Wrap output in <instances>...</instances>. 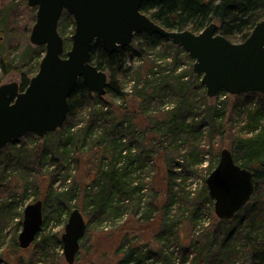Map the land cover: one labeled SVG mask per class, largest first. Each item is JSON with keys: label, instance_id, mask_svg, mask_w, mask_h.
I'll use <instances>...</instances> for the list:
<instances>
[{"label": "trees", "instance_id": "16d2710c", "mask_svg": "<svg viewBox=\"0 0 264 264\" xmlns=\"http://www.w3.org/2000/svg\"><path fill=\"white\" fill-rule=\"evenodd\" d=\"M142 10L171 30L190 29L198 33L215 21L219 25V33L235 42L244 41L255 25L264 20V0H144ZM70 19L74 31L75 22L73 17L70 16ZM163 43L165 48L184 53L185 58L192 61L184 47L159 33H137L130 45L112 53L94 44L91 60L101 69L110 71L111 80L105 95L114 100L108 101L104 95L91 92L79 80L70 96L71 108L64 126L48 135L58 136L63 148L62 156L76 150L83 152L85 145H89L87 151L93 152L92 155L98 160L94 165L95 178L81 184L72 182L61 191L54 190L52 185L42 195L35 191L39 197L37 200H42L44 205L43 227L49 222L52 208L58 215L67 213L71 202L77 199L100 223L119 218L127 211L137 212L141 208L144 216L152 220L160 210V199L158 197L156 202V196L157 191L162 189L166 191L167 197L165 201H160V205L165 208L163 219L168 229L158 236L161 245L155 251L147 245L128 243L126 237L120 245L122 255L110 264H232L239 257V251L229 245L239 229L242 231L239 234L246 231L243 236L238 235L248 254L245 264H264V94L260 92L234 95L232 104L233 114H238V117L235 123L237 129L230 135L233 142L231 150L239 164L254 172L256 185L249 202L233 218L220 219L222 222L233 220L234 226L216 228L206 235L205 242H201L203 244L195 245L196 250L192 246L184 247L180 256L163 243L165 234L171 232L175 223L172 209L177 206L174 188L179 174L190 172L192 167L202 164L206 155L210 154L213 158L219 156L221 151L213 141L214 132L220 127L223 131L228 129L224 126L227 107L224 109L214 104L209 107L214 109L213 124L206 130L209 124L199 118L198 112L203 102L197 104V100L190 95L195 86L202 92V97H207L201 76L194 71L193 63H190L189 73L177 72L179 62L176 55L169 58L158 48ZM31 48L30 52L25 51L28 57L33 56L35 48ZM38 49L45 53V47ZM0 64L5 73L14 69L4 58ZM33 74H22L21 89L28 86ZM125 82L131 83L130 92H124ZM221 92L227 93L226 90ZM170 95L175 96V104L169 101ZM116 97H120L119 103H116ZM155 128L163 135L159 146L151 143L150 149H144L141 142H134L138 131L152 134ZM18 140H13L0 155L5 150L15 148ZM45 147V141L36 147L32 160H36ZM43 155L49 166L58 163L54 156ZM65 159L70 168L68 156ZM45 160L36 167L40 172ZM151 160L150 171L147 172ZM21 176L7 185L0 182V215L3 218L0 227L9 225L13 220L17 221L18 226L22 224L21 219H17V215L21 214L17 212V199L29 189H37V180H31L29 175ZM4 188L9 189L5 192ZM206 188L205 183L198 199L213 203ZM53 198L55 200L51 201ZM196 201L197 198H194L193 206L183 209L189 210L192 220H196L200 213ZM171 219L174 220L169 222ZM43 227L27 249L21 248L16 232L18 228L14 229L8 246L0 251V264H61V236L57 232L46 233ZM4 229L0 228V239L3 238ZM2 244L0 241V248Z\"/></svg>", "mask_w": 264, "mask_h": 264}, {"label": "water", "instance_id": "95a60500", "mask_svg": "<svg viewBox=\"0 0 264 264\" xmlns=\"http://www.w3.org/2000/svg\"><path fill=\"white\" fill-rule=\"evenodd\" d=\"M144 0H27L37 7L30 41L45 46L38 72L23 90L18 81L0 85V152L13 140L30 132L40 138L62 128L70 113V96L82 80L99 95L107 93L108 71L91 60L94 44L112 53L130 45L137 33H159L181 45L194 60L193 69L201 76L207 95L216 97L222 90L232 95L246 92L264 94V20L250 35L235 42L219 33L211 22L196 33L190 29L171 30L142 10ZM75 22L72 44L66 49L59 30L63 13ZM254 172L239 164L230 148H223L219 162L206 178L215 212L221 219L233 218L256 190ZM43 201L25 206L23 228L18 240L29 248L44 224ZM83 212L74 208L61 235L63 253L74 264L87 232Z\"/></svg>", "mask_w": 264, "mask_h": 264}, {"label": "rangeland", "instance_id": "374dc122", "mask_svg": "<svg viewBox=\"0 0 264 264\" xmlns=\"http://www.w3.org/2000/svg\"><path fill=\"white\" fill-rule=\"evenodd\" d=\"M36 13L37 7L29 6L27 0H0V60L4 58L5 61L10 62L12 68H14L8 73H5L0 64V85L11 81H18L21 83V76L23 73L30 72L31 74H36L38 72V64H40V61L44 56V52L38 49V47L43 49L45 46H37L30 41V34L33 25L36 22ZM69 15L64 14V19H62L63 22L61 21L59 29L65 38L67 49L71 47V36L74 32L73 26L70 22L71 15ZM165 46V43H163L158 48L161 49V53L163 52V54H167L169 58H174L176 55L177 62H179L177 72L184 71L189 73L191 68L190 63H193L194 60L191 58V61L190 58H185L184 53L179 54L178 51L165 48ZM29 47H32V50L35 48L32 57H28L29 54H25L26 50L30 52ZM108 73L110 82L111 73L109 70ZM123 87L124 92H130L131 83L125 82L123 83ZM190 95L197 100V104L203 102V104L198 107V112L200 113L199 118H202L207 124H209L206 128L207 131L213 124L214 119V109L209 107L214 104H218V106L224 109L227 107V118L224 126H227L228 129L223 131V128H218L214 132L213 141L215 142L216 147H220V151L226 147L233 149L232 137L230 135L237 129L235 123L238 117V114H233L232 104L235 99L234 95L228 92L225 95L223 92H220L216 97H210L207 95V97L204 98L202 97V92L197 90L195 86H193ZM104 97L108 101L114 100L113 97L107 95H104ZM257 97L259 96L257 95ZM115 101L116 103H119L121 101L120 97H116ZM169 101H174L175 104V96L170 95ZM136 135L134 142H141L140 144L144 146V149H150L149 144L151 143L159 146L163 141V135L157 128L154 129L152 134L147 132L142 134L141 131H138ZM44 141L46 147L37 157V161L32 160L35 148L40 146ZM16 144L15 148L12 147L5 150L0 155V182L7 185L10 182L19 180L20 177H22L21 174H23V176L29 175L33 181L37 180L36 190L29 189V192L24 196H19L17 199L19 201L17 212H21L20 215H17V217H19L17 219H21V222L25 206L39 199L34 193L35 191L42 195L50 185L53 186L54 190L61 191L64 189V186H67L72 182L81 184L82 182H90L95 178L94 165L98 163V160L92 155L93 152L87 151L90 147L89 145H85L83 152L76 150L70 155L62 156L63 148L60 145L61 143L58 136L51 137L46 134L43 138H40L37 134L33 133L20 138L16 141ZM44 153L54 156L55 160H58V163L49 166L48 160L44 159ZM67 156L71 162L70 168L67 167L66 164L65 158ZM219 158L220 155L215 158L210 154L206 155L202 164L194 166L190 172H184L178 176L179 178L177 179L175 183L176 187L174 188L176 191L175 198L177 200V206H174L172 209V213L176 218L175 220H169V222L174 220L173 222L175 223L171 227V232L166 233L165 239H163V243L166 246H169L170 250H174L175 255L177 256H180L184 247L187 248L188 246H192L193 249L196 250L197 248L195 245L203 244L201 242H205L206 235L215 231L216 228H232V226H234L232 225L233 220L229 222H222L220 220L221 218H219L215 212L213 199V203L201 198L198 199V196L200 197L199 193L202 191L204 184L206 183L205 179L216 167ZM43 160H45L46 163H44V166H42V172H40L36 167L44 162ZM91 161H93V163ZM151 162L152 160L146 168L147 172L150 171ZM163 165L165 167V164ZM160 167L163 166L160 165ZM184 177L186 179H184ZM8 189L9 188H4L5 192ZM10 189L12 190L13 188ZM157 192L156 202L159 197L160 200L158 203L160 210L157 212L155 219L148 220L144 216L143 208H141L137 212L127 211L119 218L107 219L100 223L96 218H93V216L89 214L84 204L77 199L71 202V207L67 213L58 215L54 208H52L49 212V222L43 227L45 228L44 232H57L61 236L65 231V225L68 221L70 212L78 207L83 212L88 227L84 239L81 241V248L74 264H92V262L97 264H110L113 261H116L122 255L120 245L124 242L126 237L128 238V243L130 241L132 244L147 245L156 251L158 249L157 246L161 245L158 236L161 235L163 230L168 229L163 219L165 208L160 205V201L166 200V191L159 189ZM206 192L209 193L208 187L206 188ZM194 198H197L196 202L200 206V213L196 220H192V215L189 210H183L193 206ZM54 200L55 198L51 201ZM2 219L3 218H1L0 215V223L2 222ZM16 222L17 221L13 220L9 225L7 224L5 227H0L5 228L2 232L3 235H1L3 238L0 239L3 243L0 251L8 246L10 238L16 228H18L17 231L15 230L18 238V235L23 228V224L18 226ZM2 224H0V226ZM234 230H236V228ZM241 232V229H239V233ZM245 232L246 231H244V233ZM239 233L233 236L229 245L230 247H236L239 251V257L236 258L232 264H245L248 260V254L244 246H242V238L239 237L243 236L244 233ZM59 258L61 264H69L65 259L63 250L61 251V256Z\"/></svg>", "mask_w": 264, "mask_h": 264}]
</instances>
